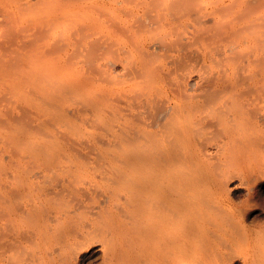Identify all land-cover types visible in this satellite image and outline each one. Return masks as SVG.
I'll return each instance as SVG.
<instances>
[{
  "label": "bare ground",
  "instance_id": "bare-ground-1",
  "mask_svg": "<svg viewBox=\"0 0 264 264\" xmlns=\"http://www.w3.org/2000/svg\"><path fill=\"white\" fill-rule=\"evenodd\" d=\"M161 1L36 0L0 43V264H264V21ZM59 21L99 37L28 40Z\"/></svg>",
  "mask_w": 264,
  "mask_h": 264
},
{
  "label": "rangeland",
  "instance_id": "rangeland-1",
  "mask_svg": "<svg viewBox=\"0 0 264 264\" xmlns=\"http://www.w3.org/2000/svg\"><path fill=\"white\" fill-rule=\"evenodd\" d=\"M28 1L31 3L27 6L25 3L26 0H0V20L2 21V23L0 21V43L10 40L12 35L14 34V31L17 33V35H18V32L20 29H21V31H23L22 28L23 27L25 28V26H27L30 23V20L32 22V20L35 19L36 14H40V13L43 14L44 11L46 14V13L50 12L54 7V5L44 6L43 4H37V3L32 4V2H35L36 0H28ZM80 1L83 2L82 3L83 5L90 4L92 6V8H94V10L96 12L92 15V17L94 19H96V20L103 19V20H106L105 22H108V21L114 22V21H116L117 15L119 13L123 14V10L126 8V6L122 2L124 1L125 3H129L132 0H117L118 3H113L110 0H80ZM98 1H110L111 4H107L108 8H104V10L98 11V9L95 8L96 6H98L97 5ZM161 2L162 3H168V0L161 1ZM211 2L213 3L212 4L213 6L217 5V4H215L216 0H215V3H214V0L213 1L212 0H210V1L209 0H195L193 3H196L195 6L198 5L199 7H205V5H207L210 8ZM243 2L250 3L251 9H250L249 14L251 16V23H252V21H256L258 19H261L264 21V0H225V2L223 4H219L218 7H220L221 5H223V6L226 5L224 7H227V9H225L224 11H220L215 17L210 19V21L212 20L211 22L209 21V23L207 22L205 25L202 24L201 26L208 25L211 27L212 25H214L211 27L213 31H216L217 28H221V29L227 28L228 29L230 26L233 25V16L237 13V11H239V7ZM223 6H221V7H223ZM45 7H46V9H45ZM235 7L237 10L235 9ZM226 10H229V12H231V13L226 12ZM100 13H101V15L99 17ZM83 14L88 15V14H85L84 12H82V13L75 12L74 16H81ZM123 17H125L124 14H123ZM229 19H231V21ZM250 28L251 27H245V28H243V30L245 29L244 31L246 33L247 32L251 33L252 32L251 30H253V29H250ZM50 30L52 32L47 33L45 30L37 29L35 32L32 33V35L30 37H28V40H30V41L34 40V42H35L36 40H40L43 37L51 38L52 35L54 36L55 39H61L62 36L67 35L69 33H74V32L76 33V36L85 37L89 41H94L95 39L97 40L99 37L98 33L91 32V31L89 32V30H87L85 28L83 29V27L80 29L68 27L66 25V23L63 21H59L58 23H55L54 26L50 27ZM218 30H220V29H218ZM15 35L16 34H14V36ZM208 43H209V40H206L203 42L202 46H207ZM18 53L19 52L15 50L13 52V55H17ZM161 54H162V57L160 59H163L164 58V51L163 50L156 51L154 53L152 52L149 55V58L152 62H155L160 57ZM49 57L50 56H48V58ZM89 57H91V53L88 51H84L78 55V59H80V60L86 59ZM132 61L133 60H132L131 56L126 57L124 60V62L127 63L128 66L130 65V63ZM209 68L210 69L211 68L217 69L214 64L209 65ZM69 70H77V69L73 68V69H69ZM69 70H67V71H69ZM10 72L12 74L4 76V78H7V80H3L0 78V87L4 88V90H6V82H8L7 84H9V85H10V83L11 84L15 83V85L19 89L18 91L21 92L22 91L21 79H22L23 73L21 71H18V70L10 71ZM0 76L2 77V74H0ZM8 79H10V81ZM128 79H129V77H123L122 78L123 81H127ZM20 95H21V93H20ZM148 246H149V244L145 245L146 248ZM90 258H91V260H89V261L92 262V264H100V263H97V262H99V259H97V257H95V254H92V256Z\"/></svg>",
  "mask_w": 264,
  "mask_h": 264
}]
</instances>
